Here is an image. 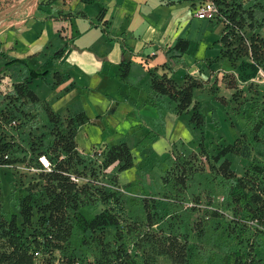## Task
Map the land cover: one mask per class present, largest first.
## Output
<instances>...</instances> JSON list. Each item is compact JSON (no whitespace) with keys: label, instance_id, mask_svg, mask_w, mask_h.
Segmentation results:
<instances>
[{"label":"trees","instance_id":"1","mask_svg":"<svg viewBox=\"0 0 264 264\" xmlns=\"http://www.w3.org/2000/svg\"><path fill=\"white\" fill-rule=\"evenodd\" d=\"M55 0H40L39 4H49ZM201 1V0H200ZM217 6V14L211 18L223 23V30L218 38L219 55L230 61L232 72H224L222 81L226 88L232 90L230 99L238 102L243 90L242 83L251 82L259 74L264 73V17L256 13L264 12V4L256 2L245 3L243 0H212ZM175 48L185 50L187 40H177ZM16 62L15 59L5 63ZM122 73L126 74L129 61L124 60ZM145 67L146 64H143ZM42 73L30 71V77H37ZM202 80L186 74L183 82H176L167 73L159 76L151 74L152 100L162 97L169 98L173 103L172 111L190 112L189 122L200 128L206 122L205 113L198 106L194 97L195 89L202 86ZM221 103L224 96H215ZM0 102L4 108L0 109V127L3 123L17 117L3 114L4 109H13L23 116L25 101L38 103V97L29 88L26 78L16 80L12 89L1 94ZM45 114L52 123L50 130L52 139L47 149L38 148L35 141L23 144L16 135L0 137V165L14 163L25 159L27 151L44 152L47 154L51 168L40 171L39 177L43 181L42 201L34 204L31 193L20 196L16 208L17 213L8 215L3 211L0 203V264H192L190 237L181 231L183 226L184 208L192 211L199 209L200 197L195 194V179L199 172H203L206 195L203 208V218L224 217L218 210L226 208L230 218L225 220L226 235L233 237L231 246V264H264L261 239L264 238V166L252 165L237 173L231 168L228 155L245 154V141L235 138L218 146L217 150L209 154L200 136L197 152L203 155L208 168L188 166V160H180L173 152L163 158L173 170L161 178L160 195L166 199V208L170 217L168 230L156 229L157 203L153 196L142 197L131 204L129 220L121 218L114 208L120 205L118 194L121 192L98 186L91 181L76 182L71 176L96 177L103 169L116 166L117 172L110 171L108 180L119 183L118 172L138 165L135 163L131 148L126 142H119L103 146L100 156L95 146L90 155L77 149L75 132L79 123V116L61 117L50 109L44 108ZM213 125H219V118L215 108L211 111ZM18 120L17 126H20ZM264 125V117L257 118L251 125L252 139L264 144V137L260 129ZM15 127V128H16ZM4 131V129H3ZM149 134L137 147L141 148L152 138ZM21 149L22 157H14V150ZM191 155H197L190 151ZM6 156V157H5ZM89 161L87 164L86 162ZM97 162L91 165L90 161ZM186 161V162H185ZM82 165L83 173L78 170ZM199 170V171H198ZM201 170V171H200ZM88 171V172H87ZM130 184H122L124 188ZM214 192H220L224 200L215 206ZM191 202L192 206H185ZM105 205V209L85 218L79 213V208L89 206L93 209ZM34 213L37 215L33 220ZM256 219L262 226L251 227L247 222ZM81 226L88 231L81 242L91 249L92 257L81 258L71 251L70 239L75 226ZM116 228L114 234L105 230L106 226ZM223 224L220 225V227ZM199 227L203 233V225ZM130 248L139 251L131 252ZM261 251V252H260Z\"/></svg>","mask_w":264,"mask_h":264},{"label":"crops","instance_id":"2","mask_svg":"<svg viewBox=\"0 0 264 264\" xmlns=\"http://www.w3.org/2000/svg\"><path fill=\"white\" fill-rule=\"evenodd\" d=\"M6 1L13 7L0 9V75L26 78L44 121L51 123L44 108L61 117L78 115L80 152L126 142L136 162L196 151L200 136L207 146L205 124L197 128L190 112H173L167 97L152 100L150 86L151 74L167 73L181 83L188 73L203 81L194 92L200 109L207 101L219 105L215 93L228 89L221 79L232 66L218 57L223 23L198 17L200 0ZM177 40H187L185 50L174 47ZM30 71L42 74L30 77ZM137 172L135 166L119 171V183L132 185Z\"/></svg>","mask_w":264,"mask_h":264},{"label":"rangeland","instance_id":"3","mask_svg":"<svg viewBox=\"0 0 264 264\" xmlns=\"http://www.w3.org/2000/svg\"><path fill=\"white\" fill-rule=\"evenodd\" d=\"M6 2V0H1L0 9L13 7L8 6ZM16 3L18 4V1ZM260 32L264 35V26L261 28ZM12 74L13 73L6 75L5 73L0 75L1 94H5L11 90L13 82L18 80L13 77ZM16 76H18V73ZM240 88H242L243 92L238 102L230 99L232 92L230 89L220 88L215 93V96H224L225 98L224 103L216 99L219 101V105L215 108L218 113L219 125L215 126L213 125V121H211V111L214 107H212L209 101L203 103V109L201 110L205 113L206 117L204 134L206 135L208 144L205 148L209 154L214 153L218 146L232 141L235 137L236 140H243L247 144L245 154L228 155L231 159V168L239 174L242 173L245 168L252 165L264 166V144L254 141L251 131V125L257 118L264 117V73L259 71V74L254 77L251 82L242 83ZM1 108H4V105L0 102V109ZM22 109L26 116L10 108L4 109L3 114L6 113L8 116H15L17 120H21L22 123L16 128H10L4 131L0 127V137L6 138L8 135L14 134L25 146L28 142L35 141L38 148L47 149L52 139L50 132L53 126L52 123H48L41 118L37 104H33L26 100ZM260 134L264 137V125L260 129ZM195 152H197V150L193 153ZM22 154L23 151L21 149H16L14 150L13 156L20 158ZM173 154L180 158V160H188V166L202 168L203 171L208 168V164L204 161L203 155L199 153H195L197 155L193 156L188 150H177L173 152ZM163 158H144L143 162L138 165L137 180L132 185L126 186L124 192L118 194L120 205H117L114 210L119 213L124 220H129L128 216L131 212V204L137 202L142 197L153 196L157 203V220L154 227L156 229L162 228L168 230L167 227H169L170 217L167 213L166 199L160 195L159 190L161 187V178L173 169L163 162ZM86 163L88 164L89 161ZM90 164L96 165L97 162L93 160L90 161ZM78 170L85 175V172L82 170V165L78 166ZM39 172L40 171L33 172L24 170L20 167H6L0 165V203L6 215L14 212L17 213L18 221L21 220L17 212L16 202L19 197L25 193L29 192L32 194L35 205L42 201L43 181L39 177ZM205 185L203 172H199L196 176L194 187L195 194L200 197L199 209L197 211H192L184 208L182 215L184 223L181 227V231L190 237L192 264H231V246L234 240L233 237L226 235V231L223 229L226 224L224 221L230 218V212L226 208H221L218 211L221 212L224 217L220 218L213 215L207 218L202 217L204 213V204L206 202L205 195L207 186L205 187ZM212 198H214V202H216V204H214L215 206H219L218 203L224 200V196L220 192H214ZM185 206H192V203L187 202ZM104 209L105 205L103 204L95 209L89 206H82L79 208V213L85 218H90ZM36 218L37 215L34 213L33 220H36ZM199 224L200 226L203 225V233H201ZM221 224H223V227H220ZM116 228L117 227L113 225H109L105 227V230L113 235ZM88 234V231H84L81 226H75L70 244L71 251L74 254L81 258L86 257L91 259V249L81 242ZM261 243L263 246V248H261V254H264V238L261 239ZM130 250L131 252L135 251L139 254V251H136L134 248H130Z\"/></svg>","mask_w":264,"mask_h":264},{"label":"built area","instance_id":"4","mask_svg":"<svg viewBox=\"0 0 264 264\" xmlns=\"http://www.w3.org/2000/svg\"><path fill=\"white\" fill-rule=\"evenodd\" d=\"M217 6L214 4L212 0H201L198 4V8L195 11V14L200 17V18H207L211 19L217 14ZM18 120L15 118H12L6 122L3 123V129L7 130L10 128H15L17 126ZM103 146L99 145L96 150H97V155L100 156V152L102 151ZM25 159L22 161H17L14 163H8L3 166L6 167H20L24 170H30L33 172H38V171H49L51 168V163L50 160L47 156L46 153L44 152H29L27 151L25 153ZM6 157V156H5ZM110 171L108 169H103L100 171V173L94 177L90 178L89 176H80L76 177L74 175L71 176V178L76 181V182H84V181H91L92 183L98 185V186H104L109 189L118 191V192H124V187L122 186L121 183H115L110 180H108L107 175ZM251 227H259L262 228L258 224V221L256 219L249 220L247 222Z\"/></svg>","mask_w":264,"mask_h":264}]
</instances>
